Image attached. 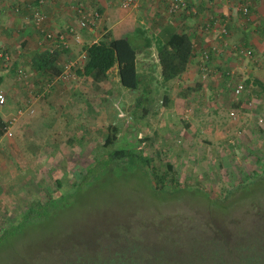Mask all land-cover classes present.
<instances>
[{"label": "rangeland", "instance_id": "1", "mask_svg": "<svg viewBox=\"0 0 264 264\" xmlns=\"http://www.w3.org/2000/svg\"><path fill=\"white\" fill-rule=\"evenodd\" d=\"M59 76L72 83L79 79ZM82 83V91L64 92L60 103L47 107L49 113L61 112L56 121L48 125L46 115L36 114L40 136L34 127L33 144L25 142L22 121L2 144L7 159L11 154L15 158L16 169L0 176V219L17 217L32 199L59 195L56 178L65 187L79 180L76 171L92 159L110 122L120 127L116 147L137 146L154 157L164 196L149 191L143 177L114 180L93 174L81 182L68 206L51 213L57 216L54 223L27 224L14 239L2 242L0 264H60L55 256L43 261V253L63 245L72 232L84 235L90 251L116 238L109 250L120 253L112 256L134 264H228L235 256L228 251L242 243L245 230L256 233L248 228L251 222L264 218V181L251 184L249 193L239 187L264 160V98L258 108L253 102L214 106L203 100L186 102L177 92H170L171 97L162 89L144 98L114 80L102 89ZM150 96L154 99L148 100ZM171 176L179 188L171 184ZM83 258L84 264L99 260Z\"/></svg>", "mask_w": 264, "mask_h": 264}, {"label": "crops", "instance_id": "2", "mask_svg": "<svg viewBox=\"0 0 264 264\" xmlns=\"http://www.w3.org/2000/svg\"><path fill=\"white\" fill-rule=\"evenodd\" d=\"M186 2L192 8L190 11L169 13L164 0H135L129 7H122L120 0H45L40 6L45 14L41 29L32 21L35 0H0V89L6 96L5 103L0 105V123H6L19 110L23 112L12 127V135H6L5 129L0 134V176L10 172L11 168L16 169L15 158L11 154L7 159L2 144L10 141L11 136L15 135L14 128L22 121L27 127L23 129L28 136L25 142L30 146L34 127L40 136L36 114L46 115L44 122L48 125L56 121V116H61V112L49 113L48 108L60 103L62 93L78 89L82 91L83 85L81 78L72 83L59 76L64 63L69 59H81L83 45L100 39L107 28L115 29L119 35L135 27L144 29L152 40V57L157 62L156 38L162 36L166 26H174L186 36L183 46L187 65L181 74L164 81L159 89L167 90L171 97L173 93L170 92L175 91L180 98L182 90L200 83L198 90L182 99L194 101V104L203 100L216 106L227 101L237 102L243 93L245 97L246 94L250 96L251 102L256 103L254 105L258 108V103L264 98V0ZM243 7L246 12H243ZM92 9L100 10V20L91 28L81 26L83 11ZM222 26L226 32L219 33ZM70 29L73 36L68 42L70 48H61L58 53L60 73L50 75V67H45V71L37 69L36 62L41 53L52 47V41L46 38L45 31ZM205 52L208 53L207 57H204ZM139 59L145 60L143 65L149 63L148 58L139 56ZM156 71V76L160 78L159 64H156ZM110 78L122 87L116 65L110 69ZM238 83L243 84V88L239 94H235L234 88ZM46 90L51 92L50 96H44L43 91ZM11 152L16 154L13 150Z\"/></svg>", "mask_w": 264, "mask_h": 264}, {"label": "trees", "instance_id": "3", "mask_svg": "<svg viewBox=\"0 0 264 264\" xmlns=\"http://www.w3.org/2000/svg\"><path fill=\"white\" fill-rule=\"evenodd\" d=\"M83 12L86 13V11ZM91 14L92 17L95 18L94 24H96L97 21L100 20V10L92 9ZM162 33V36H158L155 41V45L158 48V60L156 62L153 61L152 49L150 48L152 40L144 29L135 27L130 32L121 33L119 35L115 29L107 28L100 39L83 45L84 53L81 59L76 60V64L72 68L74 74L76 77L81 78L86 85L89 83L92 85L96 84L100 85L101 88L108 82H111L112 79H109L110 69H113L116 65L119 83L129 91L142 94L144 98L146 95V97H148L150 93L152 94L158 91L159 86H162L164 81L175 78L181 74L187 65V56L184 55L185 46H183L186 41V36L171 25L166 26ZM61 48L67 50L70 48V45L68 43L67 46L59 45L53 47L52 50L43 51L40 59L36 62L37 69L45 71V67H50L52 71L50 75L59 74L61 68L58 65V53ZM139 56L148 58L149 63L143 65L145 60H140ZM156 64L160 65V78L156 76ZM262 85L264 89V84ZM199 87L200 83L187 87L181 91V95L187 96L193 91L198 90ZM246 96L245 98H239L237 102L232 103V106L250 103L251 99L247 94ZM152 98L154 99L153 96H150L148 100ZM164 98L167 100L166 93H164ZM81 99L89 102L87 98L83 99L79 97V101ZM242 101L244 103H242ZM242 109L244 110L246 107ZM6 123H0V134L3 129H5ZM261 124L263 123H260V125ZM119 129V125L114 122L107 124L101 146L95 149V154L92 155L91 160L86 162L83 169L76 171V174L80 175L79 180L74 183H69V185L65 187L61 180L56 178V188L60 191L59 195L53 196L47 193L45 199H32L29 201L19 210V215L17 217L7 216L1 218L0 244L9 238L10 240L14 239L17 235L16 233L22 231L27 224H39L43 222L46 227H48L50 224L54 223L57 216L56 214L51 215V213L57 209L61 211L62 208L68 206L73 198L77 196L81 182L87 180L93 174L94 177H100V173H103L102 175H106L108 178H113L114 180L124 177L128 178L129 176L134 178L143 177L149 191L158 192V196L163 198L165 186L164 183H162V173H160L156 166L154 157L146 152L144 148H137V146L116 147L114 142L118 137ZM155 135H157V132H155ZM155 135L152 139L156 137ZM166 164L171 169L173 168L172 163L167 162ZM260 180L264 181V160L254 167L250 173L247 172L246 178H244L239 187L242 189L243 193H249L251 192V184L259 182ZM152 181H155V183L153 184ZM170 181L171 184L174 185V188H179L178 182L175 181L172 176ZM173 193L175 192L173 191ZM212 201H216V199ZM165 224L166 226L168 225L167 223ZM248 228L257 229L256 233L245 230L246 232L243 237L240 238L242 239V243L238 247L236 246L235 250L230 249L228 251V253H233L235 255L227 261L228 264H264V218L261 216L254 220ZM92 231L98 234L100 229L98 231L96 229ZM72 233L67 242L63 245H59V247L53 249V251L49 247L45 249L46 252L43 253L44 259L42 260L45 262L49 260L52 261V256H55L56 260L59 261L57 263L60 264H84L83 257H94L99 258V260H95L92 264H134V262L131 261L124 259L120 260V258H118L119 256H112V252L120 253L119 249H115L117 251L109 250L112 248L111 246L116 238L111 237L113 238L112 242H107L100 249L90 251L84 235ZM82 244L87 245V247L84 248L85 250L82 249ZM103 253L109 255L103 256Z\"/></svg>", "mask_w": 264, "mask_h": 264}, {"label": "built area", "instance_id": "4", "mask_svg": "<svg viewBox=\"0 0 264 264\" xmlns=\"http://www.w3.org/2000/svg\"><path fill=\"white\" fill-rule=\"evenodd\" d=\"M44 1L45 0H35L36 6H33V11H32V15H33L32 21L36 26H38L41 29H42L41 24L45 19V14L41 11L40 6L44 3ZM164 2L166 4V9L168 10L169 13H177V12H180L183 10L190 11L192 9V8H189L186 0H164ZM134 3H135V0H120V5L122 7L132 6ZM243 12H246L245 7H243ZM82 14L83 15H82V18L80 19V25L85 26L87 28L93 27V25L95 23V18L92 17L91 11H87L86 13H82ZM224 32H226V29L222 26L219 29V33H224ZM45 36L48 37L53 43L52 47L50 48L51 50L53 49V47H56L59 45L67 46L70 38L73 37L72 36V29H70L69 31L68 30H65V31L48 30V31H45ZM247 52H250V50H247ZM207 56H208V53L205 52L204 57H207ZM75 64H76V59L68 60L63 66L61 76H66L68 78L69 77L70 78L75 77L74 70L72 69ZM204 68H205V66H204ZM242 88H243V84L238 83L234 88V93L239 94L241 92ZM5 101H6L5 93L3 92V90L0 89V105L5 103ZM22 113L23 112L21 110H19L16 115L10 116L6 120V122H7L6 126H5L6 135H8V136L12 135V127L16 123L18 117ZM231 113H233V112H231ZM260 119H262V118L260 117Z\"/></svg>", "mask_w": 264, "mask_h": 264}]
</instances>
